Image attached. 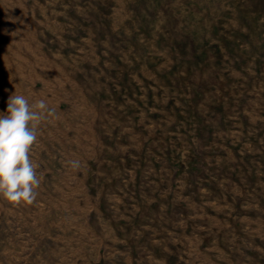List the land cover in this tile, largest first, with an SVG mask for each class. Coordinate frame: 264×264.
<instances>
[{"label":"rangeland","instance_id":"obj_1","mask_svg":"<svg viewBox=\"0 0 264 264\" xmlns=\"http://www.w3.org/2000/svg\"><path fill=\"white\" fill-rule=\"evenodd\" d=\"M14 92L56 114L0 264H264V0H0Z\"/></svg>","mask_w":264,"mask_h":264},{"label":"clouds","instance_id":"obj_2","mask_svg":"<svg viewBox=\"0 0 264 264\" xmlns=\"http://www.w3.org/2000/svg\"><path fill=\"white\" fill-rule=\"evenodd\" d=\"M55 114L45 99L30 102L16 92L9 96L6 112H0V199L10 206H29L37 200L42 173L32 151L40 125ZM68 164L73 169L81 166L79 160Z\"/></svg>","mask_w":264,"mask_h":264}]
</instances>
